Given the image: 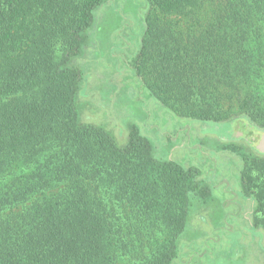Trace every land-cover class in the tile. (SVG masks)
I'll use <instances>...</instances> for the list:
<instances>
[{
    "label": "trees",
    "instance_id": "obj_1",
    "mask_svg": "<svg viewBox=\"0 0 264 264\" xmlns=\"http://www.w3.org/2000/svg\"><path fill=\"white\" fill-rule=\"evenodd\" d=\"M137 1V15L123 16L130 26L115 30L116 40L124 27L135 35V48L128 38L114 50L132 49L116 66L129 73L125 92L142 118L111 121L128 130L121 143L115 130L88 121L81 102L98 15H120L119 1L0 0V264H174L193 202L215 201L210 177L196 166L210 157L191 144L196 126L239 159L232 202L241 214L239 198L251 199L255 214L242 230L263 242L264 153L236 142H263L264 0ZM152 105L180 125L174 137L156 123L148 135ZM114 111L101 106L97 115ZM180 134L198 148L188 163L169 157ZM221 228L202 246L222 242ZM237 233H227L240 245L232 249H244Z\"/></svg>",
    "mask_w": 264,
    "mask_h": 264
},
{
    "label": "rangeland",
    "instance_id": "obj_2",
    "mask_svg": "<svg viewBox=\"0 0 264 264\" xmlns=\"http://www.w3.org/2000/svg\"><path fill=\"white\" fill-rule=\"evenodd\" d=\"M118 1L119 9H122L120 15H117V13L113 12L110 8H108L106 12L98 15L99 21L93 32L92 44L86 48L84 55L87 72L89 73L87 79L89 90L87 91V97L82 98L81 102L86 105L83 110L84 116L87 112L90 113L87 115L89 122L105 124L111 130L116 131L121 143H125L128 136L127 128H123L124 130L122 131H119L117 128L114 129V126H112L114 124L111 123V121L118 119L119 115L124 122L126 121V123L131 121L141 122L142 118L140 116V103L130 99L125 92L127 91L126 88L130 85V78H128L129 73L124 72L122 69L123 64H121L118 69L116 66L120 60L118 56L124 54L128 55L132 49L127 50L128 52L125 50V53H123L122 50L115 51L114 48L118 45H123V40L125 39L128 40L129 38L130 40H135V37H133L135 35L131 33L133 29H127L124 27L122 37L116 40V36L118 35L115 30L119 27H123V25L130 26L125 24L123 16L125 14L133 16L137 15V12L139 11V1ZM135 45L136 40L133 42V48H135ZM101 106H113L115 110L112 114L113 116L111 117V115H109L108 119H105V115H103V117H101V115L98 116L97 112L101 109ZM152 108L155 109L153 105L150 106V109ZM155 113H157L158 116H156ZM155 113L150 119L149 126H147L150 129L148 135L155 137V130L151 128V125L156 123L159 124L160 127L164 125L168 126L167 129L170 134L166 138L174 137L178 132L180 125L176 127L172 125V122L170 124V120L166 116L160 115L161 113L158 110L155 111ZM156 118H159V120L155 121ZM109 119L110 122L107 121ZM196 127L197 128L194 129L196 131L193 134L195 139H191V144L200 146L204 153L210 154V157H199V155L196 154L198 148L193 149V147L187 142V136H181V134L177 140L171 142L176 146L172 147L169 157L183 162L187 161L188 163L189 158H194L197 155L199 161L196 166L200 167L203 173L210 177L213 186L211 190L213 191V199H215V201H212L207 205L201 203L200 200L193 202V207L190 211V224L186 235L182 238L181 242L183 256L180 259H177L174 264H264V249L261 247V245L264 247V238L261 245H259V238L255 239L252 237L248 229L242 230L249 226L248 220L252 221L255 214V207H253L252 204L253 202H251V199H247L246 197L242 198L241 196L239 201H242L245 206L241 214L237 204L232 202V200L236 198V191L241 190L239 180L242 165L240 164L239 159L232 155V153L229 151H220L217 148L216 145L218 144L216 141H218V137L206 132L205 129H207V127ZM224 129L226 128H221V130ZM166 138L162 136L161 141ZM261 138L263 142H255V138L247 137V139H240L236 143L244 145L247 151L260 155L254 150L259 148L264 153V136L262 134ZM223 141V143L226 144L235 143L232 140ZM251 145L254 149L251 148ZM164 146L165 147L158 146L156 149L157 157H164L163 152H165L166 149H170V143H166ZM261 157H264V155L261 154ZM210 159H213L212 161L216 164H212L213 162L209 161ZM224 179L228 182L224 181ZM214 184L218 185L214 186ZM236 199L238 200V198ZM220 201H227V206L220 208ZM217 225L222 226V228L220 230L217 229L216 233L221 234L224 240L215 243L216 245L207 243V248L205 249L206 246H202L204 239L205 237H210V235H212V232ZM258 229L264 233L263 228ZM231 230L233 231V237L239 236V233H237L238 230L243 232V235L239 240L242 245H245L244 249H232L234 247L233 245L238 243H236L237 240L235 241L233 238L227 237L228 231L230 232ZM235 233L236 235H234ZM195 237L198 239H195ZM187 239L197 240V246L189 244ZM229 244H231L230 248L228 246ZM237 247L239 248L240 245H237ZM233 250L234 252H237V250L241 252H238L235 257V255H233ZM228 255L232 258L228 257Z\"/></svg>",
    "mask_w": 264,
    "mask_h": 264
}]
</instances>
